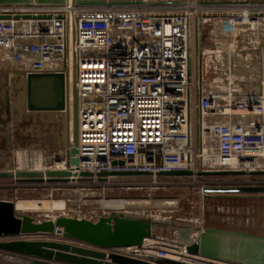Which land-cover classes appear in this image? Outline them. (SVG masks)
Returning a JSON list of instances; mask_svg holds the SVG:
<instances>
[{
    "label": "built area",
    "instance_id": "obj_1",
    "mask_svg": "<svg viewBox=\"0 0 264 264\" xmlns=\"http://www.w3.org/2000/svg\"><path fill=\"white\" fill-rule=\"evenodd\" d=\"M171 1L176 2L79 6L66 0L62 5L0 8V13L37 16L0 19V75L66 69L75 74L80 164L74 170L91 172L93 178L61 183L89 187L123 178L98 176L114 170L155 176L164 170L191 171L192 176L264 170V0ZM207 22L212 25L207 32L222 37L226 51L227 75L217 82L224 86L222 92L206 80ZM237 48L257 55L254 78L240 80L235 74ZM236 83L255 88L237 92L231 88ZM60 113L65 119V111ZM53 159L66 166V146ZM120 160L123 166L113 164ZM246 177L251 181L252 176ZM225 183L204 181L202 188ZM16 184L29 183L14 180ZM6 186L0 183V188ZM196 237L191 236L193 241ZM187 245L155 233L139 246L116 251L150 264H240L189 253Z\"/></svg>",
    "mask_w": 264,
    "mask_h": 264
},
{
    "label": "water",
    "instance_id": "obj_2",
    "mask_svg": "<svg viewBox=\"0 0 264 264\" xmlns=\"http://www.w3.org/2000/svg\"><path fill=\"white\" fill-rule=\"evenodd\" d=\"M79 6H111L134 4H164L170 0H73ZM216 3L217 1H200ZM224 3L226 1H219ZM66 0H0V8H32L47 5H62ZM30 13H0V19L35 18ZM39 15L38 18H47ZM197 52H200L199 40ZM23 92L19 103L25 113L54 114L65 111L66 124V168L45 170H19L12 167L0 168V179H14L19 183L58 184L68 182L72 177L86 181L93 173L76 172L80 164L78 147L79 92L75 85L72 69L65 71L29 72L21 76ZM8 97V96H7ZM6 97V98H7ZM6 100V99H5ZM16 103L12 106L16 108ZM197 140H200V123L196 125ZM9 134L6 138L9 139ZM6 145L8 149L9 146ZM1 151V148H0ZM5 154L0 152V162ZM60 160V158H59ZM114 165H124V161H114ZM112 176H149L148 171L114 170L98 173L100 178ZM160 176H190L191 171L164 170ZM200 176H264V170L251 171H202ZM226 182L222 185H207L203 188L208 198H236L240 196L264 197V182ZM157 222L153 219L129 216L113 212L98 220L73 216H59L55 219L37 221L29 213H18L13 200L0 199V252L13 256L29 257L31 264H150L146 261L126 256L116 250L123 247L141 245L145 237L156 233ZM62 228V231H57ZM61 238L53 239L59 233ZM193 227L178 229V238L187 243L192 254L232 261L240 264H264V235L242 230L207 227L193 241ZM45 236L46 239H35ZM76 242L78 244H73Z\"/></svg>",
    "mask_w": 264,
    "mask_h": 264
},
{
    "label": "rangeland",
    "instance_id": "obj_3",
    "mask_svg": "<svg viewBox=\"0 0 264 264\" xmlns=\"http://www.w3.org/2000/svg\"><path fill=\"white\" fill-rule=\"evenodd\" d=\"M210 24L211 22H207L203 26L205 30V35L203 36V59L207 70V75H205L207 82L210 85L213 83V87L221 89L222 92L225 88L221 84H217V82L221 80L222 76L225 75L226 77L227 75L226 73L223 75L226 68L223 63L226 51L222 48L223 38L217 35L216 37L210 36L207 32L212 28ZM235 52L237 57H239L235 74L241 78L242 73H245L242 57L249 56V58H252V67L257 64L258 57L252 51L241 52L240 48L235 49ZM237 57L236 59H238ZM21 79V75L18 74H13V77L6 74L0 75V124L2 130L4 132L8 131L7 133L10 136L9 139L6 138V141L8 140V149L5 145L4 135L1 139L0 152L6 156L0 162V168H20L18 167L20 164H18L19 161H17L16 154L17 150L24 149L28 151V154L40 150L45 169H50L48 167L51 166L59 168L54 163L53 156L55 153L60 152L65 145L66 124L64 119L60 112H55L49 125L45 126L44 120L39 119L37 113H25L19 103V96L23 92ZM231 88L234 91L243 92L244 90H253L255 87H245L236 83ZM227 91L230 92L229 88H227ZM13 102L17 104L16 108L12 106ZM26 127L36 131L35 137H33L31 132L25 134L27 132L25 130L27 129ZM39 131H49L52 143L47 144L42 139L41 134L37 135ZM32 138H35V140L33 141ZM30 163L32 164L31 161ZM30 163L26 168H33ZM250 180L251 182H264V176H253ZM204 181H231L232 183L229 184H235L233 182L247 181V177L198 175L171 177L160 175L126 176L112 180L111 185H91L83 188H80V186L79 188L75 186L68 187L65 183L13 185L14 179H0V183L8 185L0 188V199L13 200L14 202L20 199L64 200L66 202V207L63 209L55 208L21 212L31 214L37 221L54 219L62 215L98 220L101 216H108L113 212H118L123 215L153 219L158 223L155 229L156 233L172 238L178 237V229L186 226L193 227L192 236H199L201 231L207 227L242 230L264 235V197L248 195L236 198H208L202 188ZM146 198L157 201L149 202V205L146 206L129 205L124 208H104L97 203L98 200L103 199L144 200ZM158 199H169L170 203L162 205L164 201H158ZM56 236L62 237V235L54 234L52 238L58 239ZM42 238L46 239L45 236H37L35 239ZM2 239L0 238V241Z\"/></svg>",
    "mask_w": 264,
    "mask_h": 264
},
{
    "label": "bare ground",
    "instance_id": "obj_4",
    "mask_svg": "<svg viewBox=\"0 0 264 264\" xmlns=\"http://www.w3.org/2000/svg\"><path fill=\"white\" fill-rule=\"evenodd\" d=\"M233 109H227V112H231L232 113ZM237 111H241V109H237ZM246 113V112H245ZM252 115V112H249ZM30 152V151H29ZM209 154V152H208ZM17 161L18 164H20L18 167L19 170H26V169H30V170H45V166L44 163L42 162V157H41V152L40 150L37 152H33V153H29L28 151L24 150H17ZM30 158V159H29ZM32 162V164L30 163V161ZM31 164L33 168H26L28 166V164ZM64 163H56V165L59 168H50V169H65L66 166L63 165ZM72 183H68L67 186L71 187V186H75L77 188H83V187H87V185H82V184H78L75 181H71ZM93 185H111V183H107V184H93ZM58 186V185H56ZM66 186V185H65ZM100 187V186H99ZM153 200V199H152ZM146 198L144 200H140V199H103V200H98L97 203L99 204L100 207H104V208H124V207H128L129 205H149V202H156L155 200L152 201ZM220 200V199H219ZM158 201H164V203L162 205L165 204H169L170 200L169 199H165V200H160L158 199ZM175 201V200H174ZM169 202V203H168ZM15 203V208L17 210L18 213L21 212H26L28 210H50V209H55V208H65L66 207V202L64 200H26V199H20L14 202ZM172 203V201H171ZM22 214V213H21ZM144 218H148V217H144ZM55 219V218H54ZM150 219V218H149ZM57 231H62V228H58ZM57 235H60L59 233H56ZM58 237V236H56ZM61 238V237H58ZM29 257L26 256H11L9 254H5L4 252H0V264H31Z\"/></svg>",
    "mask_w": 264,
    "mask_h": 264
},
{
    "label": "crops",
    "instance_id": "obj_5",
    "mask_svg": "<svg viewBox=\"0 0 264 264\" xmlns=\"http://www.w3.org/2000/svg\"><path fill=\"white\" fill-rule=\"evenodd\" d=\"M236 57H237V55L235 56V60H236V66L238 65L237 64V62L239 63V57H237L238 59H236ZM242 61H243V64H244V68H245V73L243 74L242 73V77L241 78H239V76H238V78L240 79V80H243V79H245L246 80V78H254L255 77V67L253 66L252 67V58H249V56H244V57H242ZM238 67V66H237ZM236 69V68H235ZM236 71V70H235ZM250 74H252V76H250ZM52 114H49V113H41V115L40 116H38V118L39 119H42V120H44V122H45V126H47V125H49V123H50V120H52ZM0 122H1V119H0ZM29 126V125H28ZM2 126H1V124H0V143H1V139H2V136L4 135V140H5V142H6V144L5 145H7L8 144V140L6 141V136H7V132H4L3 130H2V128H1ZM27 128V127H26ZM25 130H27V132H25V134H27V133H29V132H31L32 133V135H33V137H35V134H36V131H33V130H31V128L30 127H28L27 129H25ZM39 134H41V137H42V139H44V141L47 143V144H49V143H52V141L50 140V138H51V136H50V133H49V131H42V132H37V135H39ZM33 139V141L35 140V138H32ZM38 139H39V137H38ZM41 139V140H42ZM40 140V139H39ZM41 142V141H40ZM39 142V143H40ZM0 147H1V145H0ZM37 237V236H36ZM41 237H43V236H41ZM73 244H78V243H76V242H72Z\"/></svg>",
    "mask_w": 264,
    "mask_h": 264
}]
</instances>
